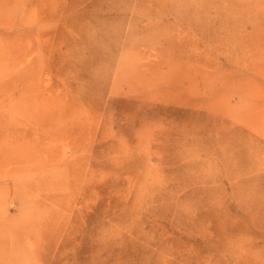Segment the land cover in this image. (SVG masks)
Instances as JSON below:
<instances>
[{
  "label": "rangeland",
  "instance_id": "1",
  "mask_svg": "<svg viewBox=\"0 0 264 264\" xmlns=\"http://www.w3.org/2000/svg\"><path fill=\"white\" fill-rule=\"evenodd\" d=\"M0 264H264V0H0Z\"/></svg>",
  "mask_w": 264,
  "mask_h": 264
}]
</instances>
